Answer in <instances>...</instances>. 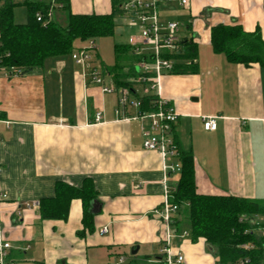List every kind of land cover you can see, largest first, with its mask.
<instances>
[{
    "label": "crops",
    "instance_id": "1",
    "mask_svg": "<svg viewBox=\"0 0 264 264\" xmlns=\"http://www.w3.org/2000/svg\"><path fill=\"white\" fill-rule=\"evenodd\" d=\"M69 1L73 14L110 15L114 0ZM22 9L19 24L27 21ZM159 11L162 25L183 23L179 38L197 47V72L165 74L159 90L178 110L175 138L194 155L197 193L264 202V69L230 64L212 52L210 37L214 26L224 24H239L248 33L259 29L264 37V0H189L187 7L166 0ZM201 47L213 57L202 59ZM97 56L111 75L106 82L114 81L113 68ZM134 62L122 67L127 72L129 66L127 81ZM118 99L84 79L71 55L50 59L26 76L0 71V195L6 196L0 228L18 264V254L25 264H114L136 247L137 256L145 249L147 263L156 264L167 248L174 258L184 256L182 264H217L215 250L189 237L182 213L170 225L156 214L166 187L176 186L180 175L165 180L162 157L143 149L141 124L115 112ZM205 117H217L216 131L204 129ZM89 178L98 192L90 210L93 231L83 227L80 200L72 203L67 222L43 221L39 208H31L54 197L56 183L81 188Z\"/></svg>",
    "mask_w": 264,
    "mask_h": 264
},
{
    "label": "trees",
    "instance_id": "2",
    "mask_svg": "<svg viewBox=\"0 0 264 264\" xmlns=\"http://www.w3.org/2000/svg\"><path fill=\"white\" fill-rule=\"evenodd\" d=\"M23 4L13 0H0V70H16L26 76L42 68L50 59L70 56L75 51L76 42H95L97 38H111L121 18L118 0L113 1L110 15H76L71 12L69 0H25ZM26 10L25 24L16 22L17 8ZM66 15L62 25L54 18L55 10ZM53 15L50 19L49 15ZM42 19L38 21V17ZM211 47L216 55L224 56L230 64H259L264 69V37L257 29L246 32L241 25H217L211 29ZM179 55H171L174 70L171 74H195L198 52L191 41H182ZM129 47L116 46L117 63L113 68L114 82L118 87H128L130 73L128 67H119ZM134 75V71H133ZM134 91V90H133ZM155 96H142L141 111H152L155 108ZM179 161L182 166L179 183L172 193L171 203L177 205L179 213L189 223L188 234L195 242L203 240L211 250L216 251L217 264L264 263V222L260 227L251 224V218L262 217L264 220V202L243 199L236 196H213L197 193L195 180V161L192 152L179 148ZM55 195L39 202V214L43 221L67 222L70 208L75 200L83 205V227L88 232L94 230L91 205L98 200V192L91 178L83 181L81 188L65 182L55 184ZM252 246L246 250L243 246ZM134 256V258H136ZM132 260L131 264H137ZM143 264H148L143 263ZM156 264H167V254L159 255Z\"/></svg>",
    "mask_w": 264,
    "mask_h": 264
},
{
    "label": "built area",
    "instance_id": "3",
    "mask_svg": "<svg viewBox=\"0 0 264 264\" xmlns=\"http://www.w3.org/2000/svg\"><path fill=\"white\" fill-rule=\"evenodd\" d=\"M55 6V0H50ZM166 0H126L120 6L122 13L120 20L126 26L137 31L136 35L129 37L128 47L130 54L134 57L135 62L132 65L134 75L129 80L131 86L118 87L114 81L109 83L106 79L111 77L103 70L101 62L93 56L97 51L96 42L88 41L87 46L75 50L71 57L83 71L84 79L87 78L91 83L100 85L104 94L118 95V108L115 112L120 119L129 121H138L141 124V137L143 139V149L155 152L162 157L165 173V180L178 174L180 175L182 166L179 161V145L175 138V123L179 119L178 110L172 103L164 100L159 94L161 78L165 74H170L174 70V60L171 55H179L182 50V41L179 38L180 25L176 22H167L162 25L160 22L159 7ZM180 5L187 7L189 0H180ZM50 19L53 15H49ZM42 16L38 17V21ZM4 71L10 77H20L21 74L16 70ZM140 89V94L137 91ZM134 90V91H133ZM155 96V108L152 111H141L142 96ZM136 111L134 116L130 115L129 110ZM102 119V113L96 115V122ZM204 129L208 132H214L218 129L217 117H205L203 119ZM177 185L165 190V201L156 214L164 221L169 223L172 216L179 212L178 206L171 203L172 193ZM6 196L0 195V203ZM31 208H39V203H33ZM251 224L260 227L264 222L262 217H253L250 219ZM1 227V222H0ZM105 228L103 233H107ZM256 233L264 235L262 228ZM170 240V236H167ZM244 249L251 250L252 246H243ZM12 244L5 239L4 233L0 228V264H18L11 258ZM167 254V264H182L184 256L177 254L174 258L169 249L165 250ZM249 260L241 261L240 264H248ZM124 264V258H120L117 263ZM264 264V263H263Z\"/></svg>",
    "mask_w": 264,
    "mask_h": 264
},
{
    "label": "rangeland",
    "instance_id": "4",
    "mask_svg": "<svg viewBox=\"0 0 264 264\" xmlns=\"http://www.w3.org/2000/svg\"><path fill=\"white\" fill-rule=\"evenodd\" d=\"M13 1L15 3H19V4L25 3L24 2L25 0H13ZM55 14L59 15V17L57 19L58 22L61 23L62 25H64L66 23L65 22L66 15L63 12L58 11L57 9L55 10V13L53 14L54 18H55ZM19 15L22 17H24V15H25L24 10L20 7L17 8L15 11V17H17L18 20H20ZM179 25H180V32H181L180 36H182V34H184L186 32V26L181 22ZM116 27L117 28L115 29L114 36H112L111 38H97V40L95 41L97 51L93 52V56L98 57L97 56V53H98L99 56L101 57V60L105 63V65L108 68H114L116 66L117 55L115 54V47L116 46H126L129 42L128 41L129 37L134 36L137 33L136 30L126 26V24H124L123 21L120 19H118ZM76 43L77 44L75 45V50H78L79 48L82 49L83 47L87 46L86 45L87 43H79V42H76ZM200 52L202 53V55H201L202 59L203 58L206 59V58H208V56H210V58L213 57V53L207 47H205V48L201 47ZM132 57L133 56L128 51L126 53L125 58L122 59L121 62H119V67L122 68L124 65H127V64L130 65V63L134 60V59H132ZM127 58L128 59L130 58V59L126 60ZM178 176H179L178 174L174 175V177H178ZM186 229H188L187 225H186ZM125 253H127V257L124 258V264H131L133 259H136L138 261L137 264H143V263L147 262V259L145 257V255H146L145 249H141L139 251V255L136 258H134V256H136V255L132 256L131 251L126 250ZM17 259L19 261V264H25L26 263V262L24 263L25 258L22 256L20 257V254L17 255ZM28 259L30 260L29 261V263H30L31 257L28 256ZM31 264H33V263H31ZM148 264H155V263L149 262Z\"/></svg>",
    "mask_w": 264,
    "mask_h": 264
},
{
    "label": "water",
    "instance_id": "5",
    "mask_svg": "<svg viewBox=\"0 0 264 264\" xmlns=\"http://www.w3.org/2000/svg\"><path fill=\"white\" fill-rule=\"evenodd\" d=\"M138 250H139V247H136V249H134V251H133V252H131V253H132V256H134V255L138 254V253H137V252H138Z\"/></svg>",
    "mask_w": 264,
    "mask_h": 264
}]
</instances>
